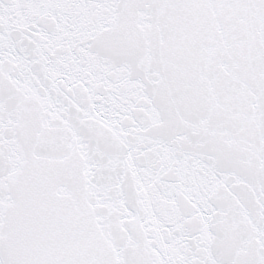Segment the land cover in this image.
<instances>
[{"label": "snow or ice", "instance_id": "obj_1", "mask_svg": "<svg viewBox=\"0 0 264 264\" xmlns=\"http://www.w3.org/2000/svg\"><path fill=\"white\" fill-rule=\"evenodd\" d=\"M0 264H264V0H0Z\"/></svg>", "mask_w": 264, "mask_h": 264}]
</instances>
